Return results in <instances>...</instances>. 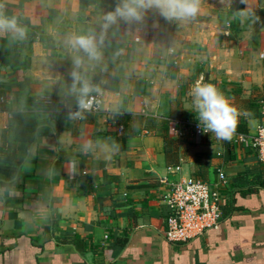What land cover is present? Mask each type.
Returning <instances> with one entry per match:
<instances>
[{"label": "crops", "instance_id": "1", "mask_svg": "<svg viewBox=\"0 0 264 264\" xmlns=\"http://www.w3.org/2000/svg\"><path fill=\"white\" fill-rule=\"evenodd\" d=\"M115 4L0 0V11L27 28L24 40L0 36V264H264V161L252 143L264 125V0H203L193 21L169 23L149 11L143 24L114 25L102 61L85 57L81 69L105 91L102 111L68 119L69 107L38 110L49 134L35 138L8 178L6 155L20 147L12 120L24 105L20 89L66 96L74 53L65 38L99 34ZM201 77L241 112L231 141L191 127L182 137L173 132L178 118L198 121L188 92ZM112 113L132 115L122 150L107 133ZM162 119L177 140L170 155ZM220 173L229 180L220 188L221 227L169 242L171 183L194 176L214 185ZM126 236V246H117Z\"/></svg>", "mask_w": 264, "mask_h": 264}, {"label": "clouds", "instance_id": "2", "mask_svg": "<svg viewBox=\"0 0 264 264\" xmlns=\"http://www.w3.org/2000/svg\"><path fill=\"white\" fill-rule=\"evenodd\" d=\"M240 2L245 3L246 0ZM202 3L203 0H116L114 9L103 16L99 34L95 30H89L86 34H69L65 38V45L74 55L68 94L74 97L76 110H69L68 119H82L84 113L94 107L96 98L93 94H98L100 89L81 69L84 68L85 57L88 62L102 61L101 49L110 28L121 22L127 25L143 24L149 11L158 13L169 23L193 21L201 14ZM239 15L245 17L247 12L241 11ZM6 34L10 35L12 40H24L27 28L21 26L15 16L9 17L0 11V36ZM188 95L191 100V112L195 113L202 131L205 134L211 133L217 140L231 141L237 132L240 110L214 83L204 82L203 77L195 81ZM91 147L92 142L88 141L83 145L82 151L87 152ZM72 167L74 169L75 162H72Z\"/></svg>", "mask_w": 264, "mask_h": 264}, {"label": "built area", "instance_id": "3", "mask_svg": "<svg viewBox=\"0 0 264 264\" xmlns=\"http://www.w3.org/2000/svg\"><path fill=\"white\" fill-rule=\"evenodd\" d=\"M136 40L139 41L140 38ZM93 95L96 98L94 107L85 113L96 114L103 109L105 91L100 89L98 94ZM47 102L52 103V97H47ZM61 104L65 107L64 103ZM174 123L177 126L173 128V132L179 137L184 136L183 128L185 127H191L201 135L211 134H205L196 120L178 118L174 120ZM240 138L244 139V136L241 135ZM252 139L259 159L264 161V125L259 127ZM180 169V166L174 167V170ZM228 182L225 173H220L219 181L214 185L194 176H181L172 182L165 196V202L170 207L167 226L164 230L167 240L172 243H186L204 236L209 230L219 229L223 222L220 188Z\"/></svg>", "mask_w": 264, "mask_h": 264}, {"label": "trees", "instance_id": "4", "mask_svg": "<svg viewBox=\"0 0 264 264\" xmlns=\"http://www.w3.org/2000/svg\"><path fill=\"white\" fill-rule=\"evenodd\" d=\"M21 99L23 101L22 108H16L12 112V120L17 124V138L20 141L19 150L15 153L7 154V160L11 162V166L6 168L8 172V178H14L18 171L19 165L24 159L25 153L29 150L31 144L38 135L49 134L47 131L40 130V126L37 120L36 112L38 110H51L56 107H62L61 103H64L65 107H69V110L75 111V99L68 93L64 97L54 95H37L27 92L25 89H20ZM47 97H52L53 102L48 103ZM61 102V103H60ZM90 113H84L82 119L86 118ZM153 120V119H150ZM149 120V121H150ZM156 120V119H154ZM132 115L129 113H112L108 118V135L116 137L117 150H122L127 147V136L132 131ZM149 123V122H148ZM162 127L167 132L164 134L166 139V150L170 155V152H175L177 149V140L170 136V122L168 119H162ZM150 128V124H147ZM121 128H123L121 130ZM198 178V177H197ZM264 185V184H263ZM128 235V233L126 234ZM115 243L119 247H125L128 243V236L123 238H117ZM79 249L84 243L81 240L76 241Z\"/></svg>", "mask_w": 264, "mask_h": 264}]
</instances>
